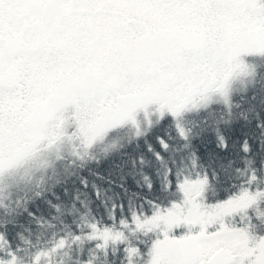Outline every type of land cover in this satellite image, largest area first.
<instances>
[{
  "label": "snow or ice",
  "instance_id": "obj_1",
  "mask_svg": "<svg viewBox=\"0 0 264 264\" xmlns=\"http://www.w3.org/2000/svg\"><path fill=\"white\" fill-rule=\"evenodd\" d=\"M0 264H264V0H0Z\"/></svg>",
  "mask_w": 264,
  "mask_h": 264
}]
</instances>
